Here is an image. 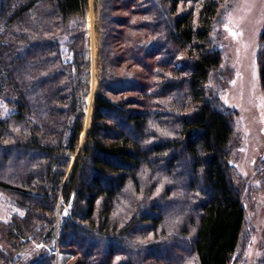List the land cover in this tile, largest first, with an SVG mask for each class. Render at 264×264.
<instances>
[{
  "label": "trees",
  "instance_id": "1",
  "mask_svg": "<svg viewBox=\"0 0 264 264\" xmlns=\"http://www.w3.org/2000/svg\"><path fill=\"white\" fill-rule=\"evenodd\" d=\"M116 1L144 18L148 38L126 36L128 58L151 83L107 85V93L137 87L138 98L121 101L98 87L80 150L90 32L69 27L87 20L90 0H0V98L14 109L0 118V189L23 211L0 222V264H56V248L72 264H232L246 223L231 163L237 113L208 90L223 61L213 36L228 2L203 0L195 13L180 5L196 0ZM260 43L264 92V28ZM18 153V167L9 165ZM142 174L145 187L165 193L139 198ZM59 201L72 210L57 233ZM32 243L40 253L18 258Z\"/></svg>",
  "mask_w": 264,
  "mask_h": 264
},
{
  "label": "rangeland",
  "instance_id": "2",
  "mask_svg": "<svg viewBox=\"0 0 264 264\" xmlns=\"http://www.w3.org/2000/svg\"><path fill=\"white\" fill-rule=\"evenodd\" d=\"M202 2L203 0H196L183 3L180 5V11L194 10L196 13ZM227 2V8L220 9L221 14L213 36L214 43L218 44L222 51L223 61L219 71L211 75L208 90L210 95L219 98L225 108L237 113L234 118L236 135L231 163L234 167V179L242 193L246 208V223L232 264H264V92L261 88L259 72V54L263 50L260 35L264 28V0H227ZM221 6L223 7V4ZM93 15L96 34V87L93 99L98 87L106 94L107 85H111L112 88L116 84L124 83L125 86H131L127 84L129 80L137 79V82L144 83L146 78L151 83L150 71L128 58V50L131 46L126 36L131 35L132 38H138L142 33L144 36L146 34L138 25L140 20L144 19L142 15H135L129 9H124L116 0H94ZM28 19L30 20L31 17ZM136 25L139 27L134 28L133 26ZM69 29H76L79 32L86 30L89 33V13L86 21L73 22ZM145 38H148L147 35ZM88 48L91 64L90 41ZM148 63L151 67L155 66L154 60H148ZM90 72L92 77L91 66ZM91 89L90 78L87 105ZM137 91V87L133 85L129 89L119 88L116 92H109L107 95L114 101H121L138 98L139 92ZM13 112V107L5 105V98H0V118L11 115ZM168 135L173 136L174 134L169 133ZM20 157H22L20 153L13 154L9 165L18 167L14 161ZM147 179L146 174L140 176L139 198L144 192L149 191L151 201L157 199L156 196L165 193L162 185L152 189L148 185L145 187ZM130 190L133 192L135 188L131 187ZM175 196V193L169 194L168 200ZM11 197L10 193L0 189V222L7 226L11 225L13 216L23 215V211ZM71 203L60 210L59 206L64 204L59 201L56 211L57 233L60 224L70 215ZM155 205L162 207L161 212H165L166 208L161 203L156 201ZM122 210L117 209L112 220L120 222L119 215ZM161 216L166 218L165 213ZM140 233L143 239L153 237L151 233L143 234V230H140ZM162 239L152 240L146 244H156ZM41 248L36 243H32L18 253V258H24V261L30 260L40 253ZM52 252L55 255L56 264H72L77 260L71 254L60 253L57 248ZM59 255L67 257L62 258L64 263H61ZM173 256L172 251L167 253V257L172 258ZM186 261H188L187 264H195L193 257Z\"/></svg>",
  "mask_w": 264,
  "mask_h": 264
},
{
  "label": "bare ground",
  "instance_id": "3",
  "mask_svg": "<svg viewBox=\"0 0 264 264\" xmlns=\"http://www.w3.org/2000/svg\"><path fill=\"white\" fill-rule=\"evenodd\" d=\"M94 0H90L89 4V23H90V46H91V69H92V77H91V94L88 100V112H87V117H86V122H85V130L84 133L82 134L81 138V144L80 148L82 149L85 138L87 135V131L90 125V120H91V113H92V106H93V96H94V91L96 87V75H95V69H96V34H95V28H94ZM61 257V263H64V259L66 256L65 255H59ZM67 258V257H66Z\"/></svg>",
  "mask_w": 264,
  "mask_h": 264
}]
</instances>
